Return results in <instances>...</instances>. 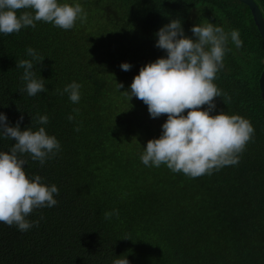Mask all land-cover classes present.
<instances>
[{
    "label": "trees",
    "instance_id": "trees-1",
    "mask_svg": "<svg viewBox=\"0 0 264 264\" xmlns=\"http://www.w3.org/2000/svg\"><path fill=\"white\" fill-rule=\"evenodd\" d=\"M254 1L264 20V0ZM60 2L79 3L86 19L68 30L37 21L34 28L0 34V112L12 125L23 116L22 130L39 127L38 115L47 114L46 131L62 146L43 166L25 154L26 174L56 184L58 203L35 209L28 219L39 224L27 231L0 222V264H112L122 255L130 264H264V101L258 86L264 40L248 6L239 0ZM24 11L31 10L17 14ZM177 18L185 35L211 22L239 30L243 40L241 48L229 44L214 81L222 92L215 102L217 111L249 120L254 133L237 164L197 177L142 163L144 146L160 136L167 114L152 118L142 100L125 92L142 66L167 55L154 34ZM28 47L44 57L35 72L48 91L35 96L23 91L24 70L16 67L30 58ZM122 62L131 69L122 70ZM73 81L82 85L76 104L57 91ZM13 144L0 138V151ZM113 209L119 216L105 219Z\"/></svg>",
    "mask_w": 264,
    "mask_h": 264
},
{
    "label": "clouds",
    "instance_id": "clouds-1",
    "mask_svg": "<svg viewBox=\"0 0 264 264\" xmlns=\"http://www.w3.org/2000/svg\"><path fill=\"white\" fill-rule=\"evenodd\" d=\"M20 9L31 11L18 15ZM86 16L79 3L0 0V34L18 33L28 26L34 28L37 21L68 30L77 20L83 22ZM191 32L192 36L185 35L179 18L160 27L154 34L157 37L155 46L165 50L167 55L142 66L125 92L130 98L142 100L152 118L167 114L160 136L148 140L144 146L140 157L142 163L156 167L165 164L173 172L182 171L197 177L237 164L254 128L249 120L239 115L217 111L215 102L222 92L214 81L224 66L226 53L231 50L229 44L236 48L243 46L239 30H226L208 22L193 25ZM26 55L30 58L16 63V67L24 70L21 77L25 82L23 91L29 96L46 93L44 78H38L35 72L44 57L32 47L26 49ZM120 67L128 71L132 65L122 62ZM118 87L124 85L120 83ZM81 88L80 83L73 81L57 91L60 95L67 94L76 104L81 99ZM185 110H188L186 114ZM68 119L71 121L75 117L70 114ZM22 120L23 116H20L12 125L7 115L0 112V138L14 141L8 151H0V222L27 231L39 224V220L28 219L35 209L51 208L58 203L55 197L59 195V188L56 184L44 183V178L38 174H26L28 161L25 154L43 166L61 151L62 146L56 136L46 131L47 114L38 115L37 128L31 123L22 130ZM76 131H79L78 126ZM103 215L110 219L113 215L119 216V211L113 209ZM112 264H130V261L122 255L116 256Z\"/></svg>",
    "mask_w": 264,
    "mask_h": 264
},
{
    "label": "water",
    "instance_id": "water-1",
    "mask_svg": "<svg viewBox=\"0 0 264 264\" xmlns=\"http://www.w3.org/2000/svg\"><path fill=\"white\" fill-rule=\"evenodd\" d=\"M239 1H241L242 3L248 6L253 21L258 29V32L260 33V36L264 40V20L260 8L258 7V5L255 3L254 0H239ZM258 86H259L261 98L264 101V67L258 78Z\"/></svg>",
    "mask_w": 264,
    "mask_h": 264
}]
</instances>
